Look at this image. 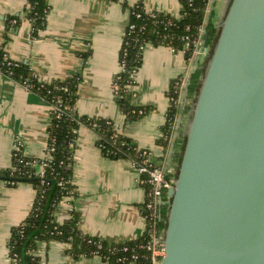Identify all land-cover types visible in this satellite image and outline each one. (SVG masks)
<instances>
[{"label": "crops", "instance_id": "obj_1", "mask_svg": "<svg viewBox=\"0 0 264 264\" xmlns=\"http://www.w3.org/2000/svg\"><path fill=\"white\" fill-rule=\"evenodd\" d=\"M215 1L210 0L207 19L216 12L218 24L229 0H221L217 11ZM138 2L150 10L176 17L182 9L180 0H49L46 26L33 35L32 24L25 18L27 0H0V49L13 60L28 64L43 83L80 73L76 113L112 119L119 133L139 148L149 150L158 167L165 172L174 169L175 174L173 154L179 151L175 143L183 137L184 117H187L183 113L182 94L176 130L168 150L158 145L157 139L167 121L172 81L187 78L196 63L188 61L184 51L149 44L143 51V63L136 72L135 82L130 86L134 92L132 104L146 108L147 112L137 120L127 119L116 101L114 81L121 71L120 51L130 19L126 5ZM18 16L22 17L21 23L8 27L9 18ZM51 118L52 105L47 100L25 84L0 74V170L13 167L18 140L22 141L26 156H46ZM98 139L94 129L86 125L79 127L73 166L77 195L61 201L56 218L63 222L73 211H78L80 228L86 235L108 242L137 239L147 228L142 213L146 191L138 182L139 172L131 160L105 155L97 144ZM36 195L37 190L30 182L9 185L0 180V264H14L9 254L12 228L28 217ZM68 249L67 243L51 241L41 242L37 252L44 264H111L99 255L75 259Z\"/></svg>", "mask_w": 264, "mask_h": 264}, {"label": "water", "instance_id": "obj_2", "mask_svg": "<svg viewBox=\"0 0 264 264\" xmlns=\"http://www.w3.org/2000/svg\"><path fill=\"white\" fill-rule=\"evenodd\" d=\"M217 26L165 203L161 264H264V0H229Z\"/></svg>", "mask_w": 264, "mask_h": 264}, {"label": "trees", "instance_id": "obj_3", "mask_svg": "<svg viewBox=\"0 0 264 264\" xmlns=\"http://www.w3.org/2000/svg\"><path fill=\"white\" fill-rule=\"evenodd\" d=\"M118 1V0H106ZM181 12L179 18L159 11H147L143 2L126 5L130 10V19L123 38L120 51V62H125L124 70L119 73L114 81L116 101L127 119L137 120L143 116L147 109L136 107L132 104L134 92L130 86L135 82V75L143 63L142 45H164L175 51H184L186 59L190 61L196 51L192 40L199 38L201 30H205L206 42L204 47L210 48L209 56L203 67L194 70L190 75L187 91V100L196 101L201 82L205 74L207 62L212 54L220 35V28L213 20L214 12L208 17L210 0H180ZM50 9L49 0H27L25 18L32 24V33L37 34L44 29L47 15ZM154 14V15H153ZM22 17H11L10 25L18 26ZM131 26H133L131 28ZM189 37L187 40L184 37ZM190 41V45L186 43ZM84 54V56H86ZM0 73L18 81L40 97L47 100L52 106H60L62 115L57 117V112L52 110L51 123L48 127V143L54 147L52 159L47 162L45 176L36 174L33 162H42V158L29 157L21 151L13 153V167L0 170L1 175L31 178L30 182L37 190L36 199L28 217L18 226L12 228L9 242V254L14 264H42L43 259L38 254V246L41 242L61 241L69 245L68 254L78 259L82 256L99 255L111 264H149L151 251L146 245L150 240V228L137 239L125 242H108L96 236L86 235L80 228V213L73 211L71 216L60 222L56 218V212L61 201L68 196H76L77 192L73 183L74 154L77 145L78 129L86 125L99 135L98 146L102 152L116 159H129L140 165L143 159L144 149L139 148L130 138L119 133L112 119L90 118L79 116L75 111L78 99V87L81 81L80 73L54 83L41 82L28 64L18 62L10 58L3 49H0ZM181 78L172 81L169 91L170 106L167 112V121L163 126V133L157 139V144L168 150L171 139L176 130V120L180 113V89ZM187 114V108L183 110ZM186 143V137H180L175 143L176 151L173 154L176 163L174 178L178 175L182 154ZM168 177H173L169 176ZM9 185L20 182L7 181ZM145 190L148 185H144ZM167 192V191H166ZM143 215L146 211L142 207ZM166 219V213L163 209ZM166 222H159L158 228H165ZM125 247L127 249H125ZM137 255L134 261L132 256Z\"/></svg>", "mask_w": 264, "mask_h": 264}, {"label": "built area", "instance_id": "obj_4", "mask_svg": "<svg viewBox=\"0 0 264 264\" xmlns=\"http://www.w3.org/2000/svg\"><path fill=\"white\" fill-rule=\"evenodd\" d=\"M156 10V9H153ZM153 10H150L147 8V11L152 12ZM154 15V14H153ZM180 16V15H179ZM176 17V18H179ZM133 26H131L132 28ZM205 33V30H201V34L199 38H196L192 40V44L196 46V51L194 53V56L191 59V62H193L194 58H196V64L198 61H200V57L208 56L210 53L209 47H204L202 44L201 36ZM187 40H189V37H184ZM149 44L142 45V50L144 51L145 48ZM187 46L190 45V41L186 43ZM175 51V50H174ZM185 53V52H184ZM121 63V71L124 70L125 62ZM196 64L193 65L192 71L196 70ZM2 74V73H0ZM191 75V73H190ZM190 75L187 76V78L180 77L181 82V89L180 92L182 94L183 90H186V86L190 80ZM29 87V86H28ZM52 110L57 112V117H60L62 115V110L60 106H52ZM23 148V143L21 140H18L16 142L14 151H21ZM54 151V147L48 143L47 147V154L45 157H43L42 162H33L32 165L36 167V174L40 177L45 176V167L47 165V162L52 159V152ZM143 159L138 165L134 161H132L133 166L138 170L139 177L138 182L140 185H148V189L146 191V197L143 203V209L146 211V215H144L146 219V223L148 224V228H150V240L147 243L146 247L148 250L151 251V262L149 264H161V260L163 256L165 255V248H164V232L165 228H158L159 222H166V219L164 217L163 213V207L165 206V203L168 200H165L163 197L164 191H169L174 186V177H168L166 172L158 167L153 161L151 157V152L149 150H145L142 153ZM12 171H17L15 167H12ZM147 229V228H146ZM125 249H127L125 247ZM133 260L135 261L138 257L137 255L132 256ZM44 264V262H42Z\"/></svg>", "mask_w": 264, "mask_h": 264}, {"label": "rangeland", "instance_id": "obj_5", "mask_svg": "<svg viewBox=\"0 0 264 264\" xmlns=\"http://www.w3.org/2000/svg\"><path fill=\"white\" fill-rule=\"evenodd\" d=\"M216 3H215V11H217L220 7H221V4H222V2H221V0H217V1H215ZM216 12L214 13V18H213V20L214 21H216ZM209 47V46H208ZM209 56V55H208ZM208 56H206V57H204V56H202L201 58H200V61H199V65H200V69L203 67V65L205 64V62H206V60H207V57ZM193 62L194 63H196V58H194V60H193ZM189 64H190V62H189ZM192 64V63H191ZM182 97H184L185 98V91H183V93H182V95H181ZM184 98L182 99V103L184 104ZM186 102V108H187V117H184V123H185V120H187V118H189V109H190V107L192 106V104L194 103V100H187V101H185ZM183 126H184V124H183ZM176 172V171H175ZM167 175H169V176H173V175H175L174 174V169H172V170H170V169H168L167 170ZM163 197H164V199L165 200H168V199H170V197H169V195H168V192H166V191H164V194H163ZM163 209H164V212L167 214L168 213V208L166 207V206H164L163 207Z\"/></svg>", "mask_w": 264, "mask_h": 264}]
</instances>
